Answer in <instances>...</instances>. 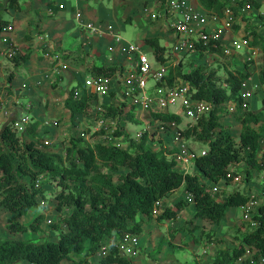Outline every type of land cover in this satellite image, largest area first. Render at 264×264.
<instances>
[{
    "label": "trees",
    "instance_id": "obj_1",
    "mask_svg": "<svg viewBox=\"0 0 264 264\" xmlns=\"http://www.w3.org/2000/svg\"><path fill=\"white\" fill-rule=\"evenodd\" d=\"M7 1L16 10L21 9V0ZM199 3L204 10L218 18H225L226 12L231 10L235 20L247 6L253 10L263 7L258 0H199ZM4 10L0 8V34L8 26ZM242 18L246 24L250 22L245 15ZM235 25L233 28L238 31L241 25ZM252 28L246 39L251 38L250 46L258 47L263 52L258 77L264 86V35ZM145 42L153 48L156 60L164 63L165 48L159 39H146ZM198 48L201 56L219 54L227 57L222 44L218 48L213 44L208 47L199 44ZM32 55L30 51L24 53L22 63ZM65 58L69 59L68 56ZM190 64L189 69L185 68L183 62L171 66L167 81L173 87L180 83L189 84L194 99L212 105L207 115L198 121L188 122L180 130L183 139L209 149L204 156L196 159V173L179 171L178 161L171 157L169 151L164 148L155 150L149 145L148 134L143 135L139 142L131 141L130 149L105 142L90 146L84 144V138H72L67 148V164H63L58 154L42 144L44 137L36 132L38 122L30 124L22 135L14 128L16 119L4 125L0 132V210L8 211L16 218L26 216L40 204L38 197L41 192L36 187L37 181L41 176H48L61 188L56 195V209L64 212L67 208L70 212L63 216V228L54 226L59 234L58 241L0 238V264H95L87 258L72 260V255H81L86 251L88 242L91 243L88 250L92 255L110 245L108 254L101 257L100 264H133L131 258L121 254L118 243L127 233L144 234L145 221L137 220L139 216L157 217L158 221L177 220L182 210L193 205L195 218L219 225L229 208L244 209L254 200L249 193L237 189L222 201L217 199L218 194L211 192L213 186L221 181L234 182L237 175L232 168L241 163L249 167L247 180L252 177L251 169L264 170V131L258 128L264 124V109L254 112L250 104L245 109L242 97L243 86L252 76L249 69L254 63L252 60L246 61L244 70L228 69L225 78L220 77L216 70L210 71L205 63L192 61ZM93 69L94 77H114L117 72L124 73L123 67L115 65ZM13 77H9L10 83ZM77 87L81 88L82 84ZM99 100L100 97L93 94H84L76 99L72 89L65 105L73 116H90ZM128 104L137 110L129 101L121 105L113 102L102 107L109 117L115 119L124 113ZM233 104H237L233 114L242 127L239 138L234 137L222 122V116L229 111L227 107ZM151 116L159 123H183L182 116L175 113L153 112ZM101 133L105 134V131ZM114 134L117 137L125 135L118 130ZM122 169L126 170L125 173H120ZM181 188L193 197V201L181 200L177 203V209L164 205ZM157 202H162L163 208L159 215L154 216ZM45 218L43 213L39 214L29 226L12 221L8 228L16 233H26L30 229L38 232ZM248 224L251 229L246 231L243 244L219 250L211 264H237L248 252L255 253V258L264 256V203L257 206ZM210 242L223 244L224 239H210Z\"/></svg>",
    "mask_w": 264,
    "mask_h": 264
},
{
    "label": "rangeland",
    "instance_id": "obj_2",
    "mask_svg": "<svg viewBox=\"0 0 264 264\" xmlns=\"http://www.w3.org/2000/svg\"><path fill=\"white\" fill-rule=\"evenodd\" d=\"M1 1L4 2V0ZM32 1L24 2L23 7L28 8ZM52 1V5H54L57 3V1L60 0ZM64 1L68 3V1L71 0ZM261 1L264 2V0ZM5 3H1L0 5H2L3 7ZM242 13L243 14L239 15L238 19L235 21V26L241 25V28L239 29L241 31V34L239 31L238 33L240 36L237 40L239 42H243V40H245L247 37V33L253 30L252 27L260 30L259 32L264 35V16H262L260 11L249 9L248 12ZM26 15L28 14H21L19 16V19L17 18V20L20 21L21 19H25ZM243 15L250 19V22L246 24L242 18ZM42 16H44L45 19L49 18V16L45 13ZM5 17L8 20L11 19V16L7 13ZM105 18L108 23H111V25L107 24V26L114 27L115 32L120 33L124 39L127 38L134 44H139L142 42V33L145 31V29L139 30V28H136L132 25H126V31L124 32L120 28V24L116 23V19L114 17L113 12H110V14L107 15ZM146 18L143 22L142 28L144 26L146 27ZM159 20H161L162 23L165 22L167 24V27H169V24L172 22L165 18H159ZM75 25L77 26L78 22H76ZM41 29L43 28H39V25H36V21H34V23L31 22L30 27L27 29V32L25 34L27 35V37L20 42L14 43L12 41L16 49H18L17 55L13 58L9 57L6 54V46L1 42L0 37V53H2V60L0 63V96H2L6 104V110L0 115V132L3 129L5 123H8L13 119H18L24 114L28 115L31 118V124L35 121H38L39 125L37 127L38 130H36V132L38 133V135L40 133L44 137L43 141L47 140L50 142L48 150L55 154H58L63 160V164H67V161L65 160L67 148L72 138H84V144L90 146L94 145L99 141H105L102 137H97L98 135H100L99 132H94L95 129L98 127L99 123H101L102 121H104V127H107L110 133L113 134V132L115 133V131L117 130L125 133L123 137H117L115 134L114 137L112 135L114 140L112 142H109L113 145L119 146L122 149H130L131 141L139 142L141 141L143 135L148 134L149 139H151L150 135L153 137L152 139L155 141L154 144L163 141L164 147L166 146L167 150L171 154L179 153V145H182L184 143L191 152H194L197 155H202L204 151L209 150L207 146L197 144L192 140L183 139V142L181 141L183 137L180 136V130L184 129L187 123L192 121L187 115L182 116L183 123L181 125H176L175 127H168V132L166 131L167 134H161L159 138L155 137L156 135H159L158 132H160V128L157 125V123L159 122L154 120H140V116L139 114H137V110L132 109L131 105L129 104L125 107L124 113L120 116H117L118 119H113L109 117L110 115H108V112L104 110L102 105H109L113 102L116 105H121L126 99L124 96H116L114 94L113 96L110 95L109 97L100 98L99 103L94 106L90 116H73L69 111L64 110L65 104L63 102V99L59 97V94L55 97L54 92H52V89L63 90L62 94L67 95L68 97L70 91L72 90V85L76 84L79 81L81 82L86 76L89 75L88 61H90L91 59L93 47H90L89 54H87L86 50L84 49V47H86L87 45L83 44L84 47L82 48L81 40L72 43L67 50L69 55V61L71 62V64H65V69L57 65L56 62L53 63L51 58L46 57L44 55L43 50H48L49 47L44 48L42 45V43H46V33L44 30ZM104 29L107 30L106 27ZM147 29L148 26L146 30ZM233 31L234 34L237 33L234 28ZM88 33L91 32L88 31ZM8 37L11 40L13 36L12 34H10V36ZM51 37L49 38V40L52 39ZM63 41L67 40L65 39ZM111 43H114L113 40ZM60 47L55 52L62 55V57L66 56L64 55L62 46ZM30 48L33 49L35 52L33 57L31 58V61H28L27 63H22V56L24 55V53L28 52V49ZM242 52L244 53L245 49ZM52 55H55V53H52ZM192 55H185V53H181V57H183L182 61H184V66L186 69L190 68V63L192 61L194 63L199 64H201L200 62L204 61V63L207 64V66L209 67L208 69L210 71L216 70L218 71V73H220V77L225 78L227 77L228 69L234 68L232 62L230 61V56L232 55H227V57L221 58H219V56L215 58L214 56L207 55L205 60L204 58H196L192 60ZM147 56L149 57L153 66L156 67L158 64L155 61L154 54L149 53ZM83 58L85 59V62ZM41 66L44 67L42 69L43 77L40 80H34L30 85L32 78L30 70L32 69V67L34 68ZM80 66H84V68H87L88 73L80 72L76 75L74 70L81 69L82 67ZM50 69L52 70V72L50 71ZM49 71L51 73H49ZM63 71V74H65V76L69 80L67 82V85L61 84L62 81L60 79L56 80V77L53 75L62 74ZM11 75H13L14 77L10 84L9 77ZM224 86L228 88L227 85ZM244 91L246 92L249 90L247 87H245L243 88V92ZM33 93L40 94L39 96L41 97V103L38 102V95H36V99L30 97ZM51 93L53 95L47 101L48 103H46L47 94ZM262 96V94H258L257 100L259 97L262 98ZM15 98H17L19 103L16 102ZM29 98L34 100L35 104L30 102ZM38 103L40 105H38ZM26 104L28 106H26ZM256 104L258 105V109H264V102H262V99L256 101ZM34 107H37L36 109L40 113V115H37L36 113L38 120H36L35 117L32 118L30 114L34 110ZM29 108L30 110H28ZM229 108L230 107H227V109L230 111ZM180 109V106H177L173 108L171 112H179ZM229 111H226L224 116H222V121L228 127L229 131L233 135L237 136L239 134V124L236 119H234V117L228 118L229 116H231V113ZM147 118L153 119L149 114ZM261 125L258 126V128L264 131V124ZM20 135L22 134L20 133ZM236 138H239V136ZM166 142L168 144H166ZM149 145L154 147L152 142H149ZM155 149L158 150V148ZM173 157L174 159H176L175 156ZM177 161L179 163V165L177 166V169L179 171L184 173H196L197 167L193 161L189 165H182L181 160ZM248 169L249 167L245 163H241L238 166L233 167L232 170L236 173V175L242 177L241 181H235L231 183L221 181L220 183L213 186L211 192L216 187L218 191H215L216 193L214 194H218L217 199L222 201L226 195H229L234 190H241L245 193H251L252 195H254L256 197L257 204L262 205L264 203V170L259 172L257 170L251 169L252 177L251 179L247 180V172L249 171ZM125 171V169H122L120 173H125ZM36 187L41 192L38 197L40 204L37 208L32 209L26 216L16 218L10 212L0 210V238L19 239L35 242L59 240L58 231L54 230V226L60 225L63 228V216L70 212V209L67 208L64 210V212H59L56 209V195L60 192L61 188L58 187L55 182H52L48 176H41V178L36 183ZM188 197L189 195L187 196V194L183 191H180L179 193L175 192L169 199L164 202V205H168L173 208L177 206V203L179 201L187 200ZM191 206L192 205L182 210L179 213L180 216L177 220L158 221L157 217L149 218L146 216V220H144L145 223H147L146 230L143 235L139 236V254L137 257H134L139 259V264H211L214 261V258L219 250L225 248H234L243 244V239L246 231L251 229V226L248 224L249 221H247L248 219L246 218L247 208H229V211L227 212L226 217L221 222V224L215 225L214 223H211L209 221L195 218V212L193 207ZM256 206L250 212L252 216L257 209ZM42 213L45 215L46 218L41 224V230L38 232L30 229L26 233H16L11 232L8 228L12 221H19L29 226L33 222V218L36 215ZM252 216H250V218ZM142 217L144 216H139L137 220H142ZM243 224L245 226H243ZM209 234L211 235L210 237ZM216 238H223L224 243L214 244L210 242V239L214 240ZM86 255L90 257L91 252L87 251L86 254L81 255L74 254L72 255V260L77 261L79 259L87 258ZM100 256L103 257L102 254ZM92 257L94 258V256ZM20 264L29 263L22 262Z\"/></svg>",
    "mask_w": 264,
    "mask_h": 264
},
{
    "label": "crops",
    "instance_id": "obj_3",
    "mask_svg": "<svg viewBox=\"0 0 264 264\" xmlns=\"http://www.w3.org/2000/svg\"><path fill=\"white\" fill-rule=\"evenodd\" d=\"M5 1H6V3H5ZM26 1L31 2L32 0H21L20 1L21 9L16 10L12 6H10V4H8L7 0H4V2H2L0 0V4L5 3V5L3 7H2V5H0V8L5 9L3 15H4V19L8 22L7 27L9 30L7 32H2L0 35L8 34L10 36V34H12L13 37L11 40L14 43L20 42L27 37V35H25V34L27 32V29L30 27L31 22L34 23V21H36V25H39V28H43L41 30L45 31L46 36L48 35V38L46 39V43H42L44 48L49 47L48 50H43L44 55L46 56L47 55L46 52H50L49 53L50 55L46 56V57L51 58L52 62L53 63L56 62L57 65H60V63L55 60V58H54L55 56L52 55V53L53 54L55 53L56 55L59 54V53H56L55 51H57L60 46H62V48H63L64 55H66L68 57H69L68 52H67L68 47L72 43H74L75 41L81 40L82 48L84 47L83 44L87 45L86 47H84L87 54H89L90 47H93V53L92 54L90 53L91 59H90V61H88V63H89V65H88L89 66L88 67L89 68V75L86 76L81 82L79 81L76 84H73L72 89L77 88V86L80 83L83 84V82L85 81L86 78H88L89 76H92V71L94 70L93 69L94 67H111V66L115 65V66L123 67V70H124L123 72H127L129 67L131 66V61L129 58H127V55L122 53L120 47H117V46L115 47V43H111L112 40H113V42L115 41V39L111 35H101V36L95 35V34L93 35L91 33H88L89 30L82 25V22H83V23H93V24H97V25L102 24L103 27H108L107 24L111 25V23H108L105 17L107 15H109L110 12H113L114 17L116 19V23L120 24V26H121L120 28L124 32L126 31V25H132L136 28H139V30L145 29V31L142 33V35H143L141 38L142 42L139 44H134V43H132V41H129L127 38L124 39L120 33L115 32L117 35H120L122 37V39L126 42V44L127 43L128 44H134V45L138 46L140 48V50L147 55L149 53L154 54L153 48L151 46H149L148 44H146L145 40L157 38V39H159L161 46L165 48V59H166V61L164 62V64H169L171 66L179 65L181 62H183V64H185L184 61H182L183 57H181V56L176 57L175 55H172V50H173L174 44L176 43L177 35H175V33L173 32V30L171 28V23L169 24V27H167V24L165 22L162 23L161 20H159V18L160 19L165 18L169 21H173V19H174V17H171V16H167V17L163 16V10L166 7V3L168 0H71V1H68V3L65 2L64 0H60V1H57V3L54 5H52V2H53L52 0H33L32 3H30V5L28 4L29 7L25 8V7H23V4ZM184 1L186 2V4L190 8H192L194 10V12L196 14H198L200 16V26L207 28L209 30H215L216 28H221L223 26V22H224L223 18H220L218 21H215L214 20L215 16L208 13L206 10H204V8L200 5L199 0H184ZM258 1L264 5V2H262L261 0H258ZM61 5L63 6V8H61ZM263 9H264V7H262L260 10H258L262 14V16H264ZM63 12H65V13H63ZM6 13L11 16L10 20H8L5 17ZM24 13H27L28 15H26L25 19H21L20 21H18L17 18L19 19V16L21 14H24ZM44 13L47 14L50 19L49 18L45 19L44 16H42ZM79 14H80V16H78ZM155 14H158V15L161 14V16L159 15L158 19H154L153 15H155ZM145 18L147 19L146 23H145L146 27L144 26L142 28V25H143ZM76 22H78L77 26L75 25ZM13 26H14V28H13ZM147 26H148V29L146 30ZM165 27H166V29H165ZM71 28H73V29H71ZM256 30L260 31L258 29H256ZM239 31L240 30H238L237 33L235 32L236 34H234V31H226V33L224 34V43H223L225 47L228 45L233 46L234 43L236 41H238L237 39L240 36L238 33ZM49 33H50V35H49ZM259 33L261 34V32H259ZM240 34H241V31H240ZM50 37L52 39L49 40ZM65 39L67 41H63ZM251 40H252L251 38H248V39L244 40V41H247L246 43L240 42L241 43V49L236 50L234 52V54L232 56H230V61L232 62V65L234 66L233 69L244 70L245 62L249 61V60H252V61L254 60L253 61L254 64H252V66L249 69V72L252 74V76L246 82V87L253 94L250 101H249L251 110L254 112H260L263 110V108L258 109V105L256 104V101L262 99V102H264L263 101L264 100V91H263L264 86H262L260 84L259 77H258L259 71L262 68L263 52L258 47H251L249 44ZM63 43H64V45H63ZM111 47H114L113 48L114 50H111L110 49ZM244 49H245V52L243 53L242 51ZM28 51L33 52V55L35 53L34 50L31 48L28 49ZM110 51H112V52H110ZM33 55L31 56V58L33 57ZM198 55L199 54L192 55V60H194L196 58H200V59L204 58V60H205L206 56H207V55H205V56H201V55L198 56ZM209 55L214 56L215 58L218 56H219V58L222 57L219 54H209ZM60 56L62 57V55H60ZM154 57H155V55H154ZM31 58L28 60L29 62L31 61ZM1 60H2V53H0V63H1ZM62 61L66 65L71 64L69 59H66L65 56L62 57ZM27 62H25V63H27ZM84 62H85V59H84ZM156 62L162 64L161 62H158V61H156ZM200 63L202 64V63H204V61L200 62ZM160 64H158L156 67H159ZM48 65H49V62H48ZM80 67H82V68L74 70L76 75L80 72H87L88 73L87 68H84V66H80ZM43 68H44L43 66L34 67V68L32 67V69L30 70L31 76H32L30 85L32 84V82L34 80H36V79L40 80L43 77V71H42ZM76 68H78V67H76ZM255 70H257V71H255ZM50 71L52 72L51 69H50ZM50 71H49V73H51ZM63 73H64V71L62 72V74H57V75L53 74V75L56 77L55 78L56 80L60 79L62 81L61 84L67 85V82L69 80L65 76V74H63ZM120 74H122V73L117 72L116 75H120ZM151 85H153V83H151ZM52 92H54L55 97L58 96V94H59V97L61 99H63V102L65 104V101L68 97H67V95L62 94L63 90L52 89ZM258 94H262L263 96H262V98L259 97L257 100ZM36 95H38V97H39L38 102L41 103V100H40L41 97L39 96L40 95L39 93H33L30 97H33L34 99H36ZM52 95H53L52 93L47 94L46 103H48L47 101L49 100V98ZM0 97H2V96H0ZM15 99H16V102H18L17 98H15ZM29 100H30V102L35 104L34 100H32L31 98H29ZM39 103H38V105H40ZM26 106H28V105L26 104ZM5 107H6V104H5ZM36 108L37 107H34V110L30 114H31L32 118L35 117L36 120H38L36 113H37V115H40V113L38 112V110ZM28 110H30V108ZM64 110L69 111L66 108V105L64 107ZM66 111H64V112H66ZM230 113H231V116H229L228 118L234 117V119H236L235 115L232 112H230ZM137 114H139L140 120H142V118L147 120L146 117L143 116V114L139 108H137ZM236 121H237V119H236ZM35 122H38V121H35ZM238 127H239V129H238L239 134L237 136L234 135L235 137L240 136V133L242 130V127L240 124ZM156 144L163 145V141L156 143ZM166 144H168V143L166 142ZM180 191L185 192V190L183 188H181L178 191H176V193H179ZM185 193L187 194V196L189 195L187 192H185ZM249 194L251 195V197H254V195H252L251 193H249ZM191 207H193V209H194L193 205ZM173 209H176V207H173ZM228 211H229V209H228ZM194 212H195V209H194ZM34 218H33V220H34ZM142 218H143V220H146V216H144ZM146 226H147V223H145V226H144L145 230H146ZM31 232H32V230H31ZM90 246H91V243L88 242V248ZM88 248L86 249V251L83 254H86V252L89 251ZM91 255H90L91 258L86 255L87 259H90L94 263L100 264L99 262L101 261V256H100L101 254L98 253L96 255H92V256H94V258ZM131 259H132L133 264H139V259H137V258H131Z\"/></svg>",
    "mask_w": 264,
    "mask_h": 264
},
{
    "label": "built area",
    "instance_id": "obj_4",
    "mask_svg": "<svg viewBox=\"0 0 264 264\" xmlns=\"http://www.w3.org/2000/svg\"><path fill=\"white\" fill-rule=\"evenodd\" d=\"M61 8L63 6L61 5ZM249 6L246 9H243V12H247ZM161 16V14H159ZM158 14L153 15L154 19H158ZM80 16V14L78 15ZM163 16L174 17L171 22V28L173 32L177 35L176 43L173 46L172 55L176 57L181 56V53L188 54H198L199 48L198 45L201 44L205 47L213 44L215 48H218L220 44L224 46V34L226 31H233V26L235 24V16L231 10L226 12V17L223 18V26L221 28H216L215 30H209L200 26V16L190 8L184 0H168L166 7L163 10ZM220 18L214 17L215 21H218ZM82 25L86 27L92 34L95 35H111L115 41V47H120L122 53L127 55V58L131 61V66L127 72H124L115 77H103V76H89L85 79L82 84V87H77L74 89V98L80 99L84 94L87 95H98L100 98L109 97L112 93L116 96H124L125 101H129L137 108H139L146 121L148 119V114L151 116L153 112L156 113H175L180 116H188L192 121H198L201 117L207 115L211 109L212 105L207 102L199 101L193 98L192 88L187 83H180L176 86L168 85L167 77L171 65L162 63L159 67L155 68L150 61L149 57L143 53L140 48L134 44H126L120 35H117L114 31V27L108 26L105 30L102 24H93V23H83ZM8 27L3 32H7ZM8 34L0 35L1 42L6 46V54L13 58L17 55L16 47L14 46L12 40L9 39ZM48 38V35L45 37ZM243 42H247L244 41ZM114 47H111V50ZM224 51L226 55H233L236 50L241 49V43L236 41L233 46H224ZM208 50V48H207ZM209 52V51H208ZM207 52V53H208ZM49 56L50 52H46ZM209 54V53H208ZM55 60L60 63L59 66L66 69V65L62 61L60 54L54 55ZM174 66V65H173ZM153 83V85H151ZM246 87V83L243 88ZM243 107L247 109L249 107V101L252 97L251 91H244L243 93ZM237 104H233L230 107V112L234 113ZM180 106V111L171 112L173 108ZM6 110L5 102L0 97V115ZM184 114V115H182ZM146 115V116H145ZM145 120L144 118H142ZM31 124V118L28 115H24L14 121V128L20 134L24 133ZM160 128L159 135L155 137L159 138L161 134L165 135L168 132V127H175V123H157ZM103 128V129H102ZM104 127V121L99 123L98 127L94 132H99L100 135L103 130L105 134L101 137L105 140L104 142H112L113 134L110 133ZM159 131V130H158ZM167 131V132H166ZM113 135V136H112ZM183 142V138L181 140ZM154 148L160 147L159 144H154ZM45 146H49V141H43L42 143ZM180 152L173 154L177 160H181L182 165L191 164L195 162L197 158L204 156L207 152L204 151L202 155H197L194 152H191L186 144L179 145ZM264 176V175H263ZM241 176H236L234 182L241 181ZM216 187L213 189L212 193L218 191ZM252 200L244 209L247 210L246 218L248 221L251 220L250 213L257 204L256 197H253ZM190 202L193 201V197L190 195L188 197ZM256 206V207H257ZM163 208L162 202H157L153 215L157 216L161 213ZM1 209V205H0ZM110 245L102 248V256H106L110 250ZM119 250L121 254L128 258L137 257L140 249V238L138 235L127 233L125 234L120 242L118 243ZM255 253L248 252L245 257L241 258L237 264H264V256L255 258Z\"/></svg>",
    "mask_w": 264,
    "mask_h": 264
},
{
    "label": "clouds",
    "instance_id": "obj_5",
    "mask_svg": "<svg viewBox=\"0 0 264 264\" xmlns=\"http://www.w3.org/2000/svg\"><path fill=\"white\" fill-rule=\"evenodd\" d=\"M247 7H248V6H247ZM243 9H244V8H243ZM245 9H246V7H245ZM249 9H250V7H249ZM249 9H248L247 11H249ZM155 61H157L156 58H155ZM157 64H160V63H157ZM160 65H161V64H160ZM160 65H159V66H160ZM155 68H157V67H155ZM75 89H76V88H75ZM249 104H250V103H249ZM151 117H152V116H151ZM152 118H153V117H152ZM152 120H153V119H152ZM104 131H105V130H104ZM101 134H102V133H101ZM102 135H104V134H102ZM102 135H98L97 137H101ZM150 138H151V139H150V142H152V140H153L152 138H153V137H152L151 135H150ZM153 141H154V140H153ZM99 142H103V141H99ZM154 142H155V141H154ZM108 144H112V143H108ZM160 146H161V147H159L158 150H160V149H162V148H164V149L167 150V147H166V146L164 147V143H163V145H160ZM154 149H155V148H154ZM155 150H156V149H155ZM167 151H168V150H167ZM171 157H173V154H171ZM173 158H174V157H173ZM194 163H195V162H194ZM178 165H179V163H178ZM187 173H188V172H187ZM189 196H190V195H189ZM188 201H189V200H188ZM104 247H105V246H104ZM101 251H102V250H101ZM100 253H101V252H100Z\"/></svg>",
    "mask_w": 264,
    "mask_h": 264
}]
</instances>
